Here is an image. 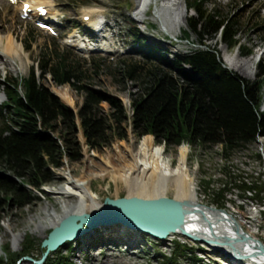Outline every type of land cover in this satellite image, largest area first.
Segmentation results:
<instances>
[{
    "label": "trees",
    "instance_id": "16d2710c",
    "mask_svg": "<svg viewBox=\"0 0 264 264\" xmlns=\"http://www.w3.org/2000/svg\"><path fill=\"white\" fill-rule=\"evenodd\" d=\"M212 1H188V10L193 15L186 19L185 38L188 40L191 33H196L200 40L196 49L174 59L165 56L139 30L131 31V37L140 46L142 61H120L122 74L140 84L132 98L130 118L120 99L84 84L81 64L56 46L40 56L26 78L6 77L2 83L6 100L0 105V166L4 170L0 172V194H5L6 200L0 198V206L31 204L37 198L36 193H43V185L53 179L51 168L62 167L65 159L76 162L82 157L77 138L78 119L86 143L93 150L106 147L114 137L126 139L128 133L122 124L127 122H131L136 136L151 135L169 150L187 142L204 148L223 146L229 156L264 139V112L260 111L264 101V61L256 66L255 81L224 67L217 47L208 43L221 34L222 43L236 46L241 26L223 18L217 8H209ZM25 44L31 49V41ZM252 53L248 49L244 55ZM95 65L97 70L102 66L100 61ZM45 75H50L58 86L69 85L85 93L78 113L41 83L40 78ZM101 102L109 105V115L101 112ZM59 129L60 137H55ZM225 175L227 185L212 191L215 207L227 208L226 194L232 189H237L243 199L262 201L264 181L247 182L227 170ZM205 183L208 189L212 181ZM43 241L36 243L26 235L19 253L13 252L8 243L0 255V264H16L22 257L41 260L45 252ZM72 243L67 242L43 264H75L61 250L69 252ZM175 245L172 254L164 256L160 264H181L184 257L190 264H198L200 260L193 247L179 241ZM37 249L40 254L35 258L33 253Z\"/></svg>",
    "mask_w": 264,
    "mask_h": 264
},
{
    "label": "rangeland",
    "instance_id": "374dc122",
    "mask_svg": "<svg viewBox=\"0 0 264 264\" xmlns=\"http://www.w3.org/2000/svg\"><path fill=\"white\" fill-rule=\"evenodd\" d=\"M52 1L55 18L58 20V24L55 26L57 36L39 29L31 22L22 20L18 10L20 5L15 6L0 0V31L2 36L13 34L21 48L19 36L22 39L23 46L26 42H32L31 49L27 50L25 47L23 48L24 51L21 49L20 57L14 60L13 63L11 62L6 66L0 63V104L5 99L1 87L3 77L26 78L31 67L40 59V56L47 52L50 53L54 50L53 47L56 46L60 52L69 53L72 60L81 64V68L85 71L84 84L120 99L130 118L133 113L132 98L138 93L140 84L137 81L129 80L122 74L120 61L124 59L142 61L138 55L140 47L135 39L131 37L130 28L139 29L141 35L159 48L169 59H174L176 55L188 53L198 47L196 45L200 40L198 34L191 33L188 40L184 38L185 31L188 29L186 19L190 16L187 11L189 0H168L166 2L153 0L145 16V23H140L132 14V9L135 7L134 0ZM173 3L175 6H173ZM208 7L217 8L223 18L240 24L241 27L236 37L241 42L242 49H230L227 44L220 43V41L217 44V40L208 44L217 47L224 62L228 58H233L230 60L234 61V66L239 71L230 68L225 63L229 70L242 78L255 81L258 74L256 68L258 62L255 66V61H264V0H213ZM157 12L161 15L160 18L157 16ZM87 13L92 17L89 21H85L84 15ZM178 20L181 22V27L175 30L174 26ZM100 22L106 23L105 31L99 33L98 36L93 32L95 38L99 39L95 42V45L100 46L99 49L90 51L77 49L72 34H70L75 29L74 25H80V31L84 33L83 29L88 30L90 26L95 28ZM181 38L182 40H180ZM69 41H72V43ZM248 49L253 50L252 57L244 56V52ZM255 54L257 57H255ZM22 57H24L23 60ZM98 61L102 65L99 70L96 69L95 65V62ZM147 62L149 61L147 60ZM40 81L56 96L58 95L54 92L55 90L66 87L74 100V104L68 105L66 101L58 97L75 113H78L84 103V92H77L69 85L58 86L50 75H45L43 79L41 77ZM100 109L103 114L109 115L110 107L106 102L100 103ZM77 123L79 125L77 138L82 146V157L76 162L65 159L62 167L51 168L53 179L43 185V193H36L37 198L31 204L19 207L13 203H4L0 206V255H2L3 249L8 243H10V249L13 252H21L26 235H30L36 243L48 237L53 228L43 231L40 228L37 229L36 226L40 222L47 221L45 208L51 207L54 213L62 211L61 200L59 198L54 199L45 190L65 184L67 179L63 175L71 172L74 178H79L83 172V176L94 177L111 167L115 171L121 170L126 164L132 162V154L137 153L145 136L152 139L154 146L163 149L164 157L172 159L173 166L176 164L180 149L187 148V150L185 149L187 167L195 177V186L198 192L197 199L202 204L212 206V191L219 190L227 185L226 170L241 176L247 182L258 180L257 182L261 183L264 181V139H259L244 148L235 150L229 156L225 155L223 146L204 148L200 145L192 146L187 142L178 147H171L169 150L165 145L156 143L155 138L151 135L139 138L134 134L131 122H127L122 124L128 133L126 139L120 140L114 137L106 147L93 150L86 143L79 119ZM60 134L59 129L57 133H54V136L60 137ZM107 162H109L110 168L106 164ZM0 172H4L1 166ZM259 177H262V180ZM208 181H212V184L207 189L205 182ZM90 188L97 193L98 200L102 204L107 197L117 198L118 189L119 197L127 196L125 184L122 181L114 182L110 177L103 180L93 178ZM172 196L173 194L170 193L169 197L172 198ZM0 198L5 201V194H0ZM226 200L228 202L227 210L230 214L236 220L247 221L243 222V227L252 230L256 235L260 234L264 242V195L261 202L243 199L237 189H232L230 193L226 194ZM66 202L74 204L78 202V199L75 197L68 199ZM9 227L11 230H9ZM95 232L97 233L94 236L103 233L109 236V240L111 239L114 243L121 242V238L129 239L131 236L127 232V234L124 233L118 225L100 226ZM14 234L23 235L17 245L13 243ZM140 238L143 243L139 244L137 242L139 246L137 249L126 250L125 246L127 244H124V242L119 247L110 244L108 246L106 242L91 244L85 242L86 239L83 238V241L80 240L79 243L73 242L69 252L64 248L61 250L75 264H160L164 256L172 254L176 246L175 241H179L195 249V255L201 259L199 264H230L232 262L226 258L225 254L220 252L215 254L212 252L208 254L200 253L198 251L200 245L187 238L180 237L157 241L144 235L143 237H136L134 240L140 241ZM86 244L91 248L90 255L86 249ZM39 254L37 249L33 253V257L37 258ZM19 264H34V262L23 258ZM181 264H190V262L184 257L181 258Z\"/></svg>",
    "mask_w": 264,
    "mask_h": 264
},
{
    "label": "bare ground",
    "instance_id": "6f19581e",
    "mask_svg": "<svg viewBox=\"0 0 264 264\" xmlns=\"http://www.w3.org/2000/svg\"><path fill=\"white\" fill-rule=\"evenodd\" d=\"M25 1L30 3L33 8L40 6V5L47 6L50 10V15H52V17L55 18L56 15L53 9L52 0H25ZM134 1H135L134 2L135 7L132 11V14L137 18V20L140 23H145V16L153 0H134ZM163 1L166 2L168 0H163ZM173 6H175L174 3H173ZM23 7L24 6L22 3L18 8L20 14L22 13ZM88 14L89 13L85 14V16H87ZM156 14L159 18L161 17L159 12H157ZM32 18L33 19L37 18V15L33 14ZM174 27H175V30L180 29L181 22L178 20L175 23ZM98 32L101 33L102 31H98ZM19 39H20L22 48L13 34L4 37L2 36V33L0 31V63L1 64H4L5 66L7 64L9 65L11 62L13 63L14 60L20 57V50L23 49L24 46L22 44V39L20 38V36H19ZM75 47L79 48L77 45H75ZM23 58L24 57H22V60ZM230 59H233V58H228L227 61L225 60L226 61L225 63L230 68L236 69L237 71H239V69L234 66V61ZM256 62L257 60L255 61V66H256ZM65 86H68V85H65ZM54 92L59 97H61L64 101H66L68 105L74 104V100L66 87L55 90ZM185 149L187 150L186 147L180 149L179 155L176 159V164L173 166L172 159L164 157L163 149L161 147L154 146L152 139L150 137L145 136V138L142 140L139 146L137 153L132 154V159H133L132 162L126 164L121 170H118V171L112 170L113 168L111 167L112 168L111 169L109 167L110 165L109 162H107L106 164L108 165L110 169L107 171L106 170L102 171L99 175H96L94 177H88L86 175L83 176V172L81 173L79 178H74L71 175V172L69 174L63 175V177H66L67 179L65 184H61L57 187H52V188L45 190L46 193L52 196L54 199L59 198L61 200V206L63 208L62 211L54 213L51 207L45 208L44 212L47 215V221L40 222L36 226V228L37 229L40 228L43 231H47L51 228L58 227L61 221L64 220L68 216L92 214L100 210L103 204L98 200L97 193H95L90 188V184L93 178H99L103 180L106 177H110L113 179L114 182L122 181L126 186L128 197H139L143 199H158L161 197H169V194L172 193L173 194L172 198H175L177 200L199 202V200L197 199L198 192L195 186V177L193 176V174L190 173L187 167ZM118 194H119V189L117 190V193H116L117 197H119ZM75 197L78 199L77 203L69 204L66 202L68 199L75 198ZM208 213L210 214V211ZM209 219L213 221L215 218L212 216ZM223 219H225V217ZM233 220L237 223V226L239 227V230L241 233H244L252 238L250 242L251 244L258 245L259 243H261L264 246V242L261 239L260 234L256 235V233L252 232V230L246 229V227H243V222H247V221L236 220L234 216H233ZM241 223H242V226H241ZM118 226L124 231V233L127 232L128 234L131 235L129 239L121 238V242L114 243L111 239L109 240L108 238L109 236H106L102 232H101L102 234L100 235L96 234V236H94L95 233H97L95 232L97 230L96 228L80 236L73 242L79 243V241L84 238L86 239L85 242L87 241L91 244H98V243L103 244L106 242L108 246L110 244L115 247L116 246L119 247V245H122V243L124 242V244H127V246H125L126 250L137 249L139 247L137 242L139 244L143 243L142 242L143 240H141V238H140V241H136V239L134 241V238L143 237L144 234L128 229L120 224ZM219 226H221V224H219ZM223 226L226 227V229L223 230L224 232L218 231L219 227H217V224L215 225V230L217 231V233L218 234L228 233L229 235L233 237V229L226 225H223ZM9 230H11L10 227H9ZM187 230L189 232L199 231L202 234L210 233V230L207 228L206 225H202L194 221V216H191V218L189 219L187 223ZM180 237L185 238L181 234L177 233V234H172L166 240H170V239L172 240L174 238H180ZM22 238H23L22 234H14L13 235L14 245H17L21 241ZM198 245H200V247H198V251L200 253L208 254L209 252L210 253L212 252L215 254L216 252H218L214 250L213 248H210L204 244H198ZM88 246L86 244V249L88 250V254L90 255L91 248H89ZM238 248L241 254H246L248 252L247 248L246 250L241 247H238ZM222 249L226 250L225 248H222ZM199 260H200L199 262L201 263L200 258ZM230 264H264V255H261V257L257 258L255 262L249 261V259L248 260L241 259V260H234L230 262Z\"/></svg>",
    "mask_w": 264,
    "mask_h": 264
},
{
    "label": "water",
    "instance_id": "95a60500",
    "mask_svg": "<svg viewBox=\"0 0 264 264\" xmlns=\"http://www.w3.org/2000/svg\"><path fill=\"white\" fill-rule=\"evenodd\" d=\"M211 214L215 218L214 222L209 219L212 217ZM191 216H194L195 222L206 225L210 233L189 232L187 223ZM119 224L159 241H165L172 234L179 233L191 241L206 244L221 252L225 251L229 258L235 260H247L251 256L264 255L263 244H251L252 238L240 232L233 216L226 209L169 197L143 199L124 196L107 197L100 210L92 214L71 215L62 220L43 241L42 247L45 252L42 259L36 263L43 264L65 243L74 241L97 227ZM216 224L219 227L218 231L226 229L223 225L231 227L233 237L228 233L218 234L215 230ZM238 247L245 250L247 248L248 252L241 254Z\"/></svg>",
    "mask_w": 264,
    "mask_h": 264
},
{
    "label": "built area",
    "instance_id": "2783aa9c",
    "mask_svg": "<svg viewBox=\"0 0 264 264\" xmlns=\"http://www.w3.org/2000/svg\"><path fill=\"white\" fill-rule=\"evenodd\" d=\"M257 260V258H254L252 261L255 262Z\"/></svg>",
    "mask_w": 264,
    "mask_h": 264
}]
</instances>
